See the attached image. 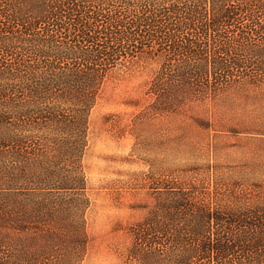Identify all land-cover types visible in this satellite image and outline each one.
Returning a JSON list of instances; mask_svg holds the SVG:
<instances>
[{
    "label": "trees",
    "instance_id": "16d2710c",
    "mask_svg": "<svg viewBox=\"0 0 264 264\" xmlns=\"http://www.w3.org/2000/svg\"><path fill=\"white\" fill-rule=\"evenodd\" d=\"M263 24L264 0H0V53L16 56L0 60V264L87 256L82 157L108 70L130 61L119 58H162L146 112L176 111L244 85L231 74L253 66L241 58H262L263 72L264 37L253 44ZM174 197L134 227L131 259L264 264V209L237 215Z\"/></svg>",
    "mask_w": 264,
    "mask_h": 264
},
{
    "label": "rangeland",
    "instance_id": "374dc122",
    "mask_svg": "<svg viewBox=\"0 0 264 264\" xmlns=\"http://www.w3.org/2000/svg\"><path fill=\"white\" fill-rule=\"evenodd\" d=\"M249 56L241 59L253 66L231 72L244 85L155 115L146 112L155 101L148 88L162 58H119L130 61L108 70L82 157L92 202L82 264H138L129 255L133 229L171 195L222 213L264 209V71L255 65L262 58Z\"/></svg>",
    "mask_w": 264,
    "mask_h": 264
}]
</instances>
